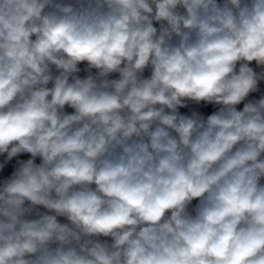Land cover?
I'll use <instances>...</instances> for the list:
<instances>
[{"label": "clouds", "instance_id": "clouds-1", "mask_svg": "<svg viewBox=\"0 0 264 264\" xmlns=\"http://www.w3.org/2000/svg\"><path fill=\"white\" fill-rule=\"evenodd\" d=\"M0 264H264V0H0Z\"/></svg>", "mask_w": 264, "mask_h": 264}, {"label": "rangeland", "instance_id": "rangeland-1", "mask_svg": "<svg viewBox=\"0 0 264 264\" xmlns=\"http://www.w3.org/2000/svg\"><path fill=\"white\" fill-rule=\"evenodd\" d=\"M66 110L69 111V112L72 111L71 109H66ZM201 110L203 111L204 114H210L212 111L215 110V108L213 106H206V107H203ZM183 111H186V110H183ZM20 158L21 159H27V158H29V156H28V154H25V155L21 156ZM61 220L63 222L62 218H61Z\"/></svg>", "mask_w": 264, "mask_h": 264}]
</instances>
